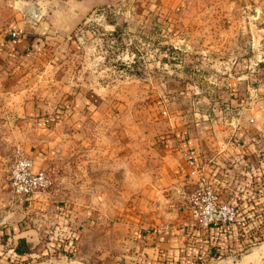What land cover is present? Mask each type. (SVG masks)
Wrapping results in <instances>:
<instances>
[{"label":"rangeland","instance_id":"obj_1","mask_svg":"<svg viewBox=\"0 0 264 264\" xmlns=\"http://www.w3.org/2000/svg\"><path fill=\"white\" fill-rule=\"evenodd\" d=\"M68 1L0 0V14L5 9L11 14L2 24L3 31L22 35L27 28V37L40 38L35 52L54 61V67L35 71L33 81L26 83L27 89L37 93L34 101L43 106L42 112L49 111L39 113L38 118L46 117L44 124L53 128L55 139L64 131L54 124L82 123L80 133L72 136L70 131L69 146L57 143L49 148V156L38 169L48 173L50 184L44 192L50 194L36 201L47 204L27 212L46 221L49 234L59 221L56 229L63 240L70 233L73 245L61 244L54 251L40 253L46 242H39L34 248L37 253L24 259L14 255L13 261L2 259L0 264L151 263L135 252L139 230L166 219L192 222L181 190L177 197L155 186L163 171L156 149L162 129L159 104L165 101L164 113L178 105L175 100L181 108L191 101L198 108L206 107L210 99L188 96L191 85L221 101L223 91L228 93L232 80L241 73L248 74L238 80L241 86H259L262 67L258 64H264V0H242L241 16L215 17V27L230 26V31L196 34V39L191 38L196 49L187 50L178 48L186 38L183 42L184 35L173 30L178 14L162 9L155 0L95 5L80 20L69 19L67 32H59L52 27L57 21L51 15L62 7L77 9L78 2ZM59 43L67 46L55 53ZM248 44L253 45L249 51ZM220 116L195 118L209 122ZM16 149L27 155L25 149ZM257 233L260 237L242 244L241 252L249 250L250 244H264V229ZM205 258L197 256L186 264H205Z\"/></svg>","mask_w":264,"mask_h":264},{"label":"crops","instance_id":"obj_2","mask_svg":"<svg viewBox=\"0 0 264 264\" xmlns=\"http://www.w3.org/2000/svg\"><path fill=\"white\" fill-rule=\"evenodd\" d=\"M116 1L118 0H69L67 3L78 2L77 9H57L51 17L58 24L55 23L52 27L59 32H67L69 19L80 20L95 5ZM155 1L162 9L170 10L171 13L176 11L178 14H175L179 20L173 25V30L180 37L184 35L181 38L183 42L186 38L184 45L178 43V48L186 50L193 47L196 49L191 39H196V34L221 35L230 31V26L215 27V17L222 14L233 18L241 16L242 0ZM5 10L6 13L0 14V263L2 259L13 261L14 255L24 259L30 253H37L34 248L39 242H46L45 247L38 249L40 253L54 251L61 244H64L63 247L69 245L68 241L72 237L67 233L66 240L62 239L63 235L56 229L61 226L59 221L49 234L45 228L48 226L46 221L34 218L33 215L27 216V212L44 208L47 203L36 201L42 196L46 200L50 192L39 191L15 201L9 188L8 171L16 148L25 149V153L32 157L33 168L38 169L49 156V148L57 143L59 147L66 148L70 144L67 141L70 131H73V136L82 130V123L79 122L56 123L54 128L64 132L55 139L53 128L44 124L46 117L38 118L39 113L42 115L49 111L42 112L43 106H39V101H34L37 93L27 89L26 83L33 81L31 77L36 75L35 71L54 67V61L47 59V56L43 57L41 52H35L34 44L40 38L27 37L30 31L27 28L17 37H12L9 31H3V22L11 16L8 9ZM251 13L253 17L257 16V9L254 8ZM169 15L172 16L170 13ZM66 46V43H59L55 47V53ZM249 62L252 63V60L249 59ZM258 65L262 67V83L259 86H241L238 80L248 74H236L228 93L223 91L221 101L218 97L200 91L196 85H191L188 96L194 100L198 97L210 99L206 107L198 108L191 101V104L181 108L175 100L178 105H172L174 110L168 108L164 113L162 103L165 101L161 100L159 112L162 129L157 138L156 149L163 161V171L155 186H160V190L169 191L177 197H180L179 190L193 188L196 177L188 176L187 162L192 158L215 188L218 199L235 202L239 214L238 220L228 226L208 229H198L193 222L184 219H166L142 227L143 230L137 233L140 243L136 244L135 252L140 257L152 260L147 264H186L196 260L197 256L206 257L205 264H264V244H250L249 250L240 251L242 244L256 241L260 237L257 231L264 229V64ZM227 75L231 76L230 73ZM179 94L182 95H177ZM173 97L169 101H173ZM200 114L221 116L219 119L210 118L209 122H203L195 118ZM211 246H217L222 255H210Z\"/></svg>","mask_w":264,"mask_h":264},{"label":"built area","instance_id":"obj_3","mask_svg":"<svg viewBox=\"0 0 264 264\" xmlns=\"http://www.w3.org/2000/svg\"><path fill=\"white\" fill-rule=\"evenodd\" d=\"M20 31H10L12 37H17ZM189 177H196L194 187L190 191L182 190L186 207L192 222L201 229L228 226L238 220L235 202L218 199L211 182L201 173V168L194 159H188ZM10 192L15 201L25 199L39 191L45 190L50 184L48 173L44 169L33 168L31 157L18 149L10 163L8 171Z\"/></svg>","mask_w":264,"mask_h":264},{"label":"trees","instance_id":"obj_4","mask_svg":"<svg viewBox=\"0 0 264 264\" xmlns=\"http://www.w3.org/2000/svg\"><path fill=\"white\" fill-rule=\"evenodd\" d=\"M239 214V213H238ZM71 237V236H70ZM70 238H68V240H69ZM73 237H72V239L71 240H69L68 241V244H69V246H72L73 245ZM210 252L211 253H209L210 255H212V256H214V257H218V256H221L222 255V253H220V251L218 250V247L217 246H211L210 247Z\"/></svg>","mask_w":264,"mask_h":264},{"label":"water","instance_id":"obj_5","mask_svg":"<svg viewBox=\"0 0 264 264\" xmlns=\"http://www.w3.org/2000/svg\"><path fill=\"white\" fill-rule=\"evenodd\" d=\"M250 45H246V50L249 51Z\"/></svg>","mask_w":264,"mask_h":264},{"label":"bare ground","instance_id":"obj_6","mask_svg":"<svg viewBox=\"0 0 264 264\" xmlns=\"http://www.w3.org/2000/svg\"><path fill=\"white\" fill-rule=\"evenodd\" d=\"M256 250V249H255Z\"/></svg>","mask_w":264,"mask_h":264}]
</instances>
